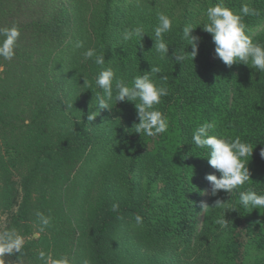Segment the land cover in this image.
Wrapping results in <instances>:
<instances>
[{"label": "trees", "instance_id": "trees-1", "mask_svg": "<svg viewBox=\"0 0 264 264\" xmlns=\"http://www.w3.org/2000/svg\"><path fill=\"white\" fill-rule=\"evenodd\" d=\"M87 1L99 6L92 16L94 26L90 23L98 38L93 49L104 55V67L112 66L116 78L130 84L151 65L161 67L152 78L168 88V95L155 108L167 118L168 129L141 136L133 128L138 123L133 102L113 101L111 110L99 109L95 95L86 102L89 88L100 91L94 83L100 67L93 60L82 64L90 72L85 76L90 86L83 85L82 75L67 79L69 61L56 56L74 27L65 0H0V28L20 30L13 58L0 57V139L20 154L16 171L2 173L4 177L6 165L0 159V214L5 216L0 233L14 231L23 240L19 252L0 259L4 264H178L174 252L189 256L193 245L201 248L205 242L210 253L195 264H264V209H245L239 203V192L248 188L264 194V158L259 155L264 148V73L243 64L228 67L216 56L212 36L201 25L206 8L219 0H168L172 13L167 15L174 18L172 31L164 34L170 49L165 59L152 39L157 14L134 13L141 0ZM224 3L242 16L245 4L257 10L255 16H243V22L253 41L264 45V0ZM189 23L197 27L193 35L200 37L199 53L195 60L178 62L172 52L187 47L182 30ZM136 27L143 28L144 36L125 41V30ZM91 40L92 35L81 39L87 48ZM96 110V120L87 121ZM205 122L213 124L212 135L238 136L257 147L249 157L251 180L232 195L210 194L209 206L216 199L226 203L202 210L205 177L218 175L208 163V150L192 142L193 131ZM9 135L18 139L17 149ZM94 144L106 145L112 166L126 168L117 177L128 190L119 201L106 199L86 209L80 202L87 203L91 190L84 192L83 183L75 190L73 172ZM5 151L12 154L9 148ZM219 218L226 226L216 223Z\"/></svg>", "mask_w": 264, "mask_h": 264}, {"label": "clouds", "instance_id": "clouds-1", "mask_svg": "<svg viewBox=\"0 0 264 264\" xmlns=\"http://www.w3.org/2000/svg\"><path fill=\"white\" fill-rule=\"evenodd\" d=\"M243 16H255L257 10L245 4L241 8ZM203 15L206 16V22L202 30L211 34L212 41L215 44L216 56L228 67L234 64H243L251 69L264 73V45L260 42H254L246 32V24L243 22V16L234 13L224 3L219 0L206 8ZM158 24L154 28V48L160 59L169 57L170 49L164 39V34L172 31L173 21L163 12L157 13ZM200 27V26H199ZM194 27L191 23L186 24L182 30V39L186 42L185 49L172 52V56L178 62H184L188 59L197 57L199 53L200 37L193 35ZM20 36V30L17 26L0 28V57L11 60L15 54L14 49ZM144 31L142 27L125 30L124 40L131 41L136 38H142ZM191 51H187L188 47ZM76 48H84L83 41H77ZM82 56L84 60H93L100 66L101 70L94 77L96 88L100 91L95 93L97 106L101 110H111L110 104L115 101L133 102L137 110L138 123H134L135 133L141 136L152 137L165 133L168 129V120L162 112L155 108L161 102V98L168 95V88L163 83H157L152 76L162 71L161 67L151 65L150 71H145L143 75L135 76L129 84L123 78H116L112 67H104L105 57L98 54L95 49L87 48ZM165 78L161 77V80ZM84 85H89L87 78H84ZM90 86V85H89ZM99 112H89L87 121L96 120ZM132 128V129H133ZM213 124L205 122L198 126L192 135V142L197 148L208 150V163L216 170L217 174H208L205 179L210 183V194L217 196L221 191L232 195L235 190L245 185L251 180V171L249 168V157H253V152L257 145L242 141L240 137L234 139L225 138L210 134ZM259 155L264 158V148L260 149ZM252 160V159H251ZM225 201L216 199L212 206L206 202L200 203L202 210L208 207L223 208ZM239 203L245 209L250 206L254 209H264V194H259L252 188L239 192ZM118 205H113V209H118ZM139 224L142 218L135 216ZM41 222L44 225L49 223L48 219L41 216ZM221 227L226 226L227 221L219 218L216 221ZM23 244L22 238L14 231L0 233V256L19 252ZM41 258L44 254L41 253ZM0 264L4 261L0 259ZM56 264H67L66 261H57ZM88 264V261H84Z\"/></svg>", "mask_w": 264, "mask_h": 264}, {"label": "rangeland", "instance_id": "rangeland-1", "mask_svg": "<svg viewBox=\"0 0 264 264\" xmlns=\"http://www.w3.org/2000/svg\"><path fill=\"white\" fill-rule=\"evenodd\" d=\"M69 6L71 13L73 15V31L69 35V38L67 40V43L64 45V47L56 54L58 55V58L64 61H69V72L70 76H67V79L70 80L71 76H88L90 74L89 70L86 71L85 67H83L84 58L82 56V53L85 51V48L87 49L86 45L87 42L84 43V48H76L75 45L77 41H81L84 37H91V46L88 48H93V45H95V41L98 40V38L95 36L94 33H92V27L90 23L93 25L92 22V16L94 15V10L97 9L99 6L94 3H88L87 0H65ZM154 0H141V4L137 5L134 13L136 16L139 17H146L151 14H157L158 12H163L165 14L170 13V5L168 4V0H162V2L156 4V5H148L145 4L146 2L152 3ZM161 0H156V3ZM127 3V2H126ZM172 13V12H171ZM169 17H173L169 16ZM72 24V26H73ZM94 26V25H93ZM84 40V39H83ZM88 41V40H87ZM102 44V43H101ZM60 60V61H61ZM100 67V66H99ZM112 67V66H109ZM101 68H99V71ZM67 75V74H66ZM96 76V75H95ZM84 83V82H83ZM84 85V84H83ZM85 87H88V85H85ZM95 89L94 87L89 88L87 91V96L85 97V94L82 89L78 90V94L81 95V97H85L86 102L89 100H94L95 95ZM111 107V105H110ZM113 116L114 113L110 112ZM11 139L9 138V141L14 146V149H17L15 146L16 141L18 140L15 138L16 136H11ZM120 136V135H119ZM131 137V136H129ZM123 140H117L118 149L122 148V142ZM6 143L3 142V139H0V159L3 160L4 164L6 165V168L1 171V175L7 174V173H14L16 170H14V167L19 164V158L20 154H15L11 148V146H5ZM11 150V155L7 154L5 150L7 149ZM92 148L90 152L85 154L84 161L82 165L73 172L74 178V189L77 188L81 190L80 183H83L84 185V192L90 191V196L87 198V203L83 204L80 202V205L84 206L86 209H91L95 206H101L103 203H105L106 199H110L111 201H119L122 199L127 193L128 188L122 189V179H120V176L117 177V172H120V175L126 170L125 167L121 166L118 167V165L114 164L111 165V160L113 159L111 155H108L106 153V145L105 144H94L92 145ZM100 156V157H98ZM17 157V158H16ZM13 158L15 160H13ZM16 161V162H15ZM2 162V163H3ZM2 165H0L1 167ZM47 170H45V175L47 174ZM2 175V177H4ZM44 183V181H42ZM144 182H146V179H144ZM76 195H79L76 193ZM210 195V183H207L206 189L203 194V198L205 199L204 202L208 201ZM125 199V198H124ZM80 210V207H78ZM77 213V212H76ZM74 216H72L73 218ZM5 216L0 214V225L4 223ZM2 230V228H0ZM36 236H39V233H36ZM203 247L197 248L193 245V250H191L188 255L185 256L181 250L179 252H174L175 256L178 258V264H195L194 262L197 260L199 263L205 262L206 257L209 255L210 250L206 248L205 242H202ZM137 248H141L140 245L135 244ZM144 251V250H143ZM173 254V255H174ZM149 260V259H147ZM146 260V261H147ZM182 260V261H181ZM181 261V262H180ZM210 264H213V260H209ZM67 262V261H66ZM67 262V264H74Z\"/></svg>", "mask_w": 264, "mask_h": 264}]
</instances>
